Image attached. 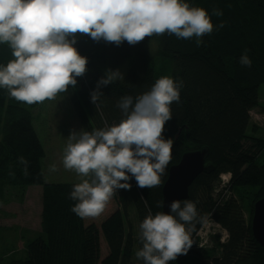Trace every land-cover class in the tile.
I'll return each mask as SVG.
<instances>
[{"label": "trees", "instance_id": "16d2710c", "mask_svg": "<svg viewBox=\"0 0 264 264\" xmlns=\"http://www.w3.org/2000/svg\"><path fill=\"white\" fill-rule=\"evenodd\" d=\"M181 2L207 11L213 24L211 34L190 40L153 35L134 46L124 42L119 47L77 37L75 47L88 59L87 72L64 94L82 132L118 124L126 118L117 107L120 98L131 96L134 105L137 96L150 91L161 77L169 75L180 92L179 102L170 105L171 119L162 134L173 143L161 184L141 189L130 179L131 190L116 189L108 202L112 209L105 208L98 217L81 219L70 211L77 201L69 194L77 183L45 180V150L32 113L42 103L18 102L0 88V204L12 197L19 200L16 192L41 187L40 232L26 243L25 256L8 264H145L135 255L144 244L139 225L147 215L161 212V188L169 167L184 152L202 148L208 149L206 163L213 170L199 174L188 188V198L180 201V210L185 201L195 204L197 215L185 224L192 247L187 255L167 264H264V247L250 228L253 203L264 197V136L252 137L249 148L243 146L249 112L259 106V89L264 86V0ZM245 56L252 61L251 67L240 63ZM12 59L9 44L0 43V68ZM123 61L128 62L125 77L100 89L103 103L98 110L90 102V92L105 69ZM18 156L29 162L28 175ZM222 174L231 175L224 187L238 199L216 191ZM170 214L179 221L176 213ZM205 222L216 223L226 233L225 240L213 237L215 242L209 247L201 245L198 233Z\"/></svg>", "mask_w": 264, "mask_h": 264}, {"label": "clouds", "instance_id": "9594fccd", "mask_svg": "<svg viewBox=\"0 0 264 264\" xmlns=\"http://www.w3.org/2000/svg\"><path fill=\"white\" fill-rule=\"evenodd\" d=\"M212 31L207 11L181 0H0V43H8L14 57L0 68V88L28 105L53 100L58 93L75 88L88 64L87 57L75 47L78 36L119 47L124 42L134 46L153 35L190 40ZM196 43L199 46L201 41ZM240 63L252 65L246 56ZM122 80L119 69H105L89 94L90 102L99 110L103 103L100 89ZM179 100L178 84L164 76L150 91L137 96L134 105L131 96L120 98L117 107L126 118L118 124L83 131L79 139L75 132L70 133L62 160L64 169L83 177L93 172L96 177L72 186L69 197L77 201L70 208L72 213L81 219L100 216L116 189L131 190L130 179L141 189L161 184L173 143L162 134L171 119L170 105ZM17 160L25 165L23 172L28 175L29 162L23 156ZM56 170L55 165L49 167L51 172ZM170 207L184 223L171 214L157 212L147 215L139 225L144 244L135 255L145 264H167L187 255L192 247L185 224L197 215L195 204L185 201L180 210V202H173Z\"/></svg>", "mask_w": 264, "mask_h": 264}, {"label": "rangeland", "instance_id": "374dc122", "mask_svg": "<svg viewBox=\"0 0 264 264\" xmlns=\"http://www.w3.org/2000/svg\"><path fill=\"white\" fill-rule=\"evenodd\" d=\"M152 46L151 43L149 47L152 48ZM116 69L120 70L124 78L127 73L128 62L123 61L112 70ZM258 101L259 106L249 112L250 127L246 134L248 138L243 142L245 148L251 146L252 137L264 136V86L259 89ZM32 113L38 138L45 150L46 182L78 184L85 179L89 182L95 180L96 177L93 172H90L87 177H83L74 170H65L63 167L64 149L69 142L70 133L75 132L77 139H79V134L82 132L66 94L62 93L53 100L45 101ZM72 142L75 143V141ZM51 165H55L57 170L49 171ZM227 179V174L219 176V182L215 186L216 191H223L221 192L223 196L233 195L234 198L238 199L236 194L231 192V189L229 191L224 187L228 183ZM40 190V186H32L21 193L14 191L19 193V200L12 197L6 203L0 204V264H8L13 260L23 258L26 243L39 234ZM245 206L243 205V210L246 217ZM106 208L109 211L112 206L110 208L107 204ZM202 228L203 230L199 233V236L202 237L201 245L207 243L209 247L215 242L213 237H217L219 241L226 238V233L214 222H205Z\"/></svg>", "mask_w": 264, "mask_h": 264}, {"label": "water", "instance_id": "95a60500", "mask_svg": "<svg viewBox=\"0 0 264 264\" xmlns=\"http://www.w3.org/2000/svg\"><path fill=\"white\" fill-rule=\"evenodd\" d=\"M207 157V148L187 151L181 155L176 164L169 167L167 178L161 188V212L170 214V206L173 202L188 198V188L194 179L201 173H209L213 170V166L206 163ZM250 224L253 238L264 247V197L253 203Z\"/></svg>", "mask_w": 264, "mask_h": 264}, {"label": "bare ground", "instance_id": "6f19581e", "mask_svg": "<svg viewBox=\"0 0 264 264\" xmlns=\"http://www.w3.org/2000/svg\"><path fill=\"white\" fill-rule=\"evenodd\" d=\"M227 177H228V179L226 181L229 183L230 182V179H231V175L230 174H227ZM220 241H223V240H220Z\"/></svg>", "mask_w": 264, "mask_h": 264}, {"label": "built area", "instance_id": "2783aa9c", "mask_svg": "<svg viewBox=\"0 0 264 264\" xmlns=\"http://www.w3.org/2000/svg\"><path fill=\"white\" fill-rule=\"evenodd\" d=\"M203 227H204V226H203ZM200 232H201V231H200ZM200 232H199V233H200ZM199 233H198V235H199ZM200 238H202V237H200Z\"/></svg>", "mask_w": 264, "mask_h": 264}]
</instances>
